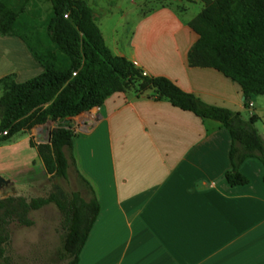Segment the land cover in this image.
Returning <instances> with one entry per match:
<instances>
[{
	"label": "crops",
	"instance_id": "1",
	"mask_svg": "<svg viewBox=\"0 0 264 264\" xmlns=\"http://www.w3.org/2000/svg\"><path fill=\"white\" fill-rule=\"evenodd\" d=\"M200 9L180 13L167 3L158 5L139 15L126 42L113 35L112 45L106 44L146 74L164 75L206 103L240 111L244 120L255 114L253 124H261L264 138V94L245 106L237 81L188 62L198 37L188 21ZM42 70L21 37L0 34V77L13 72L23 81ZM89 113L84 123L75 116L62 119L85 124L72 127L74 163L100 205L76 264H264L262 165L247 157L240 170L249 181L226 182L230 136L225 127L155 97L152 89L113 92ZM47 120L35 129L40 138L47 136L44 127L55 123ZM16 133L24 135L0 143L5 159L20 165L10 175L0 171V198L7 189L20 192L29 185L31 159L45 170L29 133ZM22 141L29 147L27 163L18 146Z\"/></svg>",
	"mask_w": 264,
	"mask_h": 264
},
{
	"label": "trees",
	"instance_id": "2",
	"mask_svg": "<svg viewBox=\"0 0 264 264\" xmlns=\"http://www.w3.org/2000/svg\"><path fill=\"white\" fill-rule=\"evenodd\" d=\"M203 1V7L188 21L198 34L188 49V62L216 68L237 81L248 106L252 98L264 94V0ZM51 4L46 34L52 45L32 47L17 31V11L8 0H0V34L21 37L43 67L23 81H17L13 72L0 77V141L47 118H63L100 105L113 92L128 90L136 83L137 93L152 89L157 98L165 97L201 118L218 121L230 136V168L223 175L226 182L231 186L247 183L249 178L240 165L247 157H255L262 165L264 188V138L254 127L255 114L244 120L240 111L206 103L164 75L143 74L132 60L111 51L87 0H51ZM74 137L69 124L59 123L51 129L49 142L30 138L29 144L36 147L48 174L66 178L74 163ZM77 177L84 195L72 190L29 200L20 195L0 198V257L5 260L1 243L8 237L9 219L15 216L30 224L29 209L53 202L62 214L64 230L57 256L64 264L77 263L100 208L90 181L79 171Z\"/></svg>",
	"mask_w": 264,
	"mask_h": 264
},
{
	"label": "rangeland",
	"instance_id": "3",
	"mask_svg": "<svg viewBox=\"0 0 264 264\" xmlns=\"http://www.w3.org/2000/svg\"><path fill=\"white\" fill-rule=\"evenodd\" d=\"M87 1L94 9L96 22L108 45H112L111 38L113 35H117L123 43L126 42L139 15L158 5L167 3L180 13L186 12L189 8L198 11L201 4L204 5L203 0ZM8 2L18 13V33L23 35L32 47H37L36 44L43 46L52 45L46 34V23L52 8L51 0H8ZM135 86L136 83L130 89L134 91L136 89ZM247 113L248 111L244 112L245 117H248ZM79 114H81V112L65 117L75 116L78 118ZM63 118H47L55 121L54 124H50V128L52 129L59 123H65L62 120ZM47 119L21 130L26 134L29 133V139L31 138L33 141L39 142L41 138L35 129L39 125H45L48 121ZM76 125L78 124H69L71 128L74 127L77 130L85 128L84 125ZM254 127L258 132H261V124H254ZM44 128L48 130V125ZM38 132H41V130ZM23 135V133H16L11 136V138L6 139V142H12ZM1 142L2 141H0V143ZM18 146L23 152L25 163L29 162L26 155V148H29L27 147V142H19ZM5 150L6 149H0V171L5 173V175H10V173H12L15 168H19L20 165L16 167L14 162L6 160L3 156ZM31 154H33L32 149L29 151L28 155ZM29 166L31 175L29 185L23 187V190L20 192L7 189L4 193L13 196H24L27 200L34 196H46L51 192L59 194L60 191L68 193L72 190H80L84 195V189L80 185L77 177V167L75 163L68 167V175L66 178L51 176L44 169L38 170L37 167H35L34 159H31ZM26 216L31 220L30 224L19 222L15 216L11 217L6 224L5 233H7L8 237L1 243L4 247L3 254L5 260L0 257V264L2 262L5 264H64L65 260H60L56 251L60 246L61 234L64 231L62 226V214L58 207L53 202H49L39 208L29 209Z\"/></svg>",
	"mask_w": 264,
	"mask_h": 264
},
{
	"label": "built area",
	"instance_id": "4",
	"mask_svg": "<svg viewBox=\"0 0 264 264\" xmlns=\"http://www.w3.org/2000/svg\"><path fill=\"white\" fill-rule=\"evenodd\" d=\"M142 73L143 74H146V72L144 71V70H142ZM249 104L251 105L252 104V101L250 100L249 101ZM82 114H86L87 116L85 117V118H83V120H80V122L81 123H84L87 119H90L91 118V116H89L90 115V113H89V109L88 110H85V111H83V112H81V114H79V117L82 115ZM79 125V124H78ZM80 125H85V124H80ZM77 126V125H76ZM71 128V127H70ZM71 129H73V128H71ZM75 129V128H74ZM76 130V129H75ZM3 133H6V131H3Z\"/></svg>",
	"mask_w": 264,
	"mask_h": 264
},
{
	"label": "water",
	"instance_id": "5",
	"mask_svg": "<svg viewBox=\"0 0 264 264\" xmlns=\"http://www.w3.org/2000/svg\"><path fill=\"white\" fill-rule=\"evenodd\" d=\"M45 123V122H44ZM43 123V124H44ZM50 136H51V128H48V131H47V136L46 137H43L39 140V142H49L50 141Z\"/></svg>",
	"mask_w": 264,
	"mask_h": 264
},
{
	"label": "bare ground",
	"instance_id": "6",
	"mask_svg": "<svg viewBox=\"0 0 264 264\" xmlns=\"http://www.w3.org/2000/svg\"><path fill=\"white\" fill-rule=\"evenodd\" d=\"M87 115L86 114H82L80 117H79V121L80 120H83V118H85ZM90 116V115H89ZM44 132L46 133L47 132V129L44 128Z\"/></svg>",
	"mask_w": 264,
	"mask_h": 264
}]
</instances>
